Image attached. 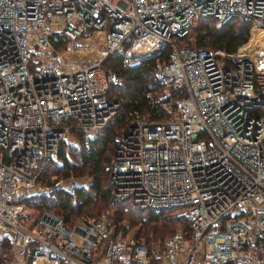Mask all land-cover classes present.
I'll use <instances>...</instances> for the list:
<instances>
[{
	"label": "built area",
	"instance_id": "built-area-1",
	"mask_svg": "<svg viewBox=\"0 0 264 264\" xmlns=\"http://www.w3.org/2000/svg\"><path fill=\"white\" fill-rule=\"evenodd\" d=\"M199 16L237 17L246 36L230 52L196 46ZM93 34L90 60L55 47ZM164 46L153 74L180 97L166 118L129 123L108 180L116 200L179 208L188 229L157 249L122 232L100 242L98 220L66 225L47 210L29 219L35 196L78 186L47 185L38 164L56 161L72 128L90 137L114 113L106 91L119 78L103 62L129 65ZM0 232L3 264H264V0H0Z\"/></svg>",
	"mask_w": 264,
	"mask_h": 264
},
{
	"label": "trees",
	"instance_id": "trees-1",
	"mask_svg": "<svg viewBox=\"0 0 264 264\" xmlns=\"http://www.w3.org/2000/svg\"><path fill=\"white\" fill-rule=\"evenodd\" d=\"M215 22L216 20L212 16L198 17L197 29L193 40L194 45L204 48H219L227 52L233 51L246 36L247 22L237 17H232L218 26H215ZM183 39L184 37L182 40ZM167 56L168 48L164 46L155 56L139 59L129 65H123L119 57L106 59L103 62V67L113 71L115 76L121 79V84L129 89L128 93L125 94L123 90L118 89L119 85L117 84L109 85L107 88V100L112 98L120 102L118 110L113 117V120L115 119V121H117L116 126L114 125L113 128H109L110 124L107 122L105 127L92 137H83L80 131L72 128L69 133L76 131L80 134H78L80 142L78 156L74 159L71 158L72 160L70 161L67 157L68 154H65L62 146L59 144L56 162L48 160L38 164L37 176L46 184L53 180H50V178L49 180L42 178V173L44 176V168L47 166L49 168L51 165L57 166L56 169L52 171L53 173H62V175L65 176L68 174L75 176L87 174L91 179L87 186V192L74 190V202H71L70 196L73 194H68L64 191H56L54 193L55 200L58 202V210L55 211L57 213L55 214L59 216L66 225L70 223L73 213L74 215L81 213L86 216H93L92 214H94V212L89 211V206L86 205L99 202L100 204L105 203L112 205L114 208L113 215L114 211L119 212L116 220L114 219L115 216L113 217V223H116L120 218H124L130 224L136 225V231L131 235L135 240L141 239L136 237L138 236L136 233H140V235L144 236L149 231H152L149 233H153L154 235L170 234L176 229L174 228L175 222L180 223L177 228L188 229L187 220L184 215H175L170 212L171 209L180 211L179 208L169 207L156 210L145 207L136 208L133 206L135 203L133 204L127 199L116 200L111 194V186L108 180V166L111 160L110 152L112 149L110 142L112 143L111 137H114L113 135H116L115 133L117 132L114 128L119 129L127 120L131 122L135 118L143 120L164 119L175 108V103L180 97V92L173 88L170 81H168V92L165 97L157 100L154 97L157 94L156 92L160 91L163 84L154 77L153 71L157 64L167 61ZM123 96L126 97L125 100ZM163 103H167L169 109L164 108L162 106ZM126 130L127 127L123 130L121 136ZM117 140L115 142H117ZM90 192H93L94 196H92ZM54 196L40 194L28 202L30 203L37 200L38 202L35 204L38 207L48 209L47 200L44 199ZM127 201L131 204L129 202L130 205L120 204ZM96 212L98 211L96 210ZM4 243L3 245H5ZM3 251V246L0 245V264H3L5 261L3 258Z\"/></svg>",
	"mask_w": 264,
	"mask_h": 264
},
{
	"label": "rangeland",
	"instance_id": "rangeland-1",
	"mask_svg": "<svg viewBox=\"0 0 264 264\" xmlns=\"http://www.w3.org/2000/svg\"><path fill=\"white\" fill-rule=\"evenodd\" d=\"M197 20H198V18L193 22V24H191L190 35L193 36L192 37V41L194 40V34H195L196 29H197ZM218 25L219 24H217L215 22V26H218ZM186 39H187V35L185 36V40ZM82 40H84V39H82ZM79 42H81V41H79ZM193 44H194V41H193ZM56 49H58L59 51H60V49H62V50L64 49V51H65L66 50V48H65V40L61 39L59 41V43L56 44ZM63 52H62V54H63ZM70 58H71V61H79L80 62V60H81V59H79V56L76 57V55H72ZM161 82H162L161 84H163V85H162L160 91L156 92L157 93L156 96H154L156 98V100L160 99V98H164L165 95L168 92V89H167V86H169L168 81L167 80H163ZM121 83H122L121 79L119 78V82L117 83V85H119L118 89L123 90L124 93L127 94L129 89L127 87L123 86ZM123 98L125 100L126 97L123 96ZM109 101H114L116 103V106H115V109H114V113L111 116V118L108 120V124H110L109 128H113V126L114 125L116 126V123H117V121H115V119L113 120V117L115 116V113L118 110L120 102H117L115 99H112V98ZM162 106L164 108H166V109H169L167 103H163ZM129 123H130V120H127L125 123H123V126L121 128H119V129L114 128L117 132L115 133L116 135H113L114 137H111L112 143L110 142V145H111L112 149H111V152H110V159L113 156L114 148H115V145L117 143L115 141L121 137V133L123 132L124 129H126V127H128ZM105 125H104V127H105ZM102 129L103 128L95 131L90 137L94 136L95 134L100 132ZM78 134H79V132L72 131V132L68 133V135L65 136L64 139L60 143V145L62 146V149L65 152V154L66 155L68 154L67 157H68V159L70 161L78 156L77 154H78V151L80 149V142H79V138H78V136L80 134L79 135ZM54 162H56V161H54ZM56 167L57 166H55V165H53V166L51 165V166H49V168H48V166L46 168H44V176H43V173H42V178H46V180H49V178H50V180H53L52 182L47 183V185H52L54 180H56L58 178H61V179L76 178V179H78V186L76 187V190H80L82 192H84V191L87 192L86 191V190H88L87 186L89 185V182L91 180L90 177L87 176V174H81V175H78V176H75V175H72V174H70V175L68 174L67 176H65V175H62V173H60V174L53 173L52 171L55 170ZM51 172H52V174H51ZM56 191H62V190H58L55 187H51L50 191H48L46 194H43V195H45V196H54V193ZM90 193H91L92 196H94L93 192H90ZM70 196H71V202L72 201L74 202L75 194L70 195ZM46 198H48V199H44V200H47L46 203H48V206H49L48 209L47 208H43V207L42 208L38 207L36 205L37 202H38L37 200L36 201H32L30 203L27 202L29 204H27V210L26 211L29 214V216H28L29 219L32 220L33 218H36L43 210H47V211L52 212L54 214L56 213L55 211L58 210V202L55 200V196L54 197H46ZM49 200H51V201H49ZM128 202L129 201L122 202L120 204H123V205L128 204V205H130L131 203L129 202L130 203L129 204ZM86 206H89L88 207L89 211H93L94 214H96V215L92 214L93 216H86V215H83L81 213L74 215V213H73V216L71 217L70 223L68 225H72V224H74L76 222H81V221L82 222H86V221L98 220V222H101V226H102V231L100 232V242H102V240L104 239V237H106V235H114V234H116L118 232H122V233H124L127 236H131L136 231V225L130 224L124 218H120L119 220H117L116 223H113V217L115 216L114 219L116 220L117 219V215H118L119 212L114 211V215H113L114 208L112 207V205L105 204V203L104 204H100L99 202H96V203H90L89 205H86ZM133 206L136 207V208H142V207L137 206L136 204H134ZM96 210L98 212H96ZM170 212H172L175 215L176 214L177 215H181V213L179 211H176V210L174 211V209H171ZM179 225H180L179 222H175L174 223V228H177ZM149 232H152V231H149ZM149 232L145 236L144 235H140V233L139 234L136 233V235H138L136 237L137 238H141L142 240H144L146 242L151 241L154 244L155 248L160 249L162 240L164 239V237H166L168 235V233H166V234H155L154 235L153 233H149ZM3 243L5 245H3ZM0 245H2L3 249H4L3 258L7 259L9 257V254H10L9 245H8V241H7L6 236H4L1 232H0Z\"/></svg>",
	"mask_w": 264,
	"mask_h": 264
},
{
	"label": "bare ground",
	"instance_id": "bare-ground-1",
	"mask_svg": "<svg viewBox=\"0 0 264 264\" xmlns=\"http://www.w3.org/2000/svg\"><path fill=\"white\" fill-rule=\"evenodd\" d=\"M96 34V33H95ZM89 37L88 41H81V43L76 42L69 46V49L64 52V55H68L70 52L77 53L79 55L80 61L90 60L93 57V53L96 52L99 46V38L96 37L94 40V35Z\"/></svg>",
	"mask_w": 264,
	"mask_h": 264
}]
</instances>
